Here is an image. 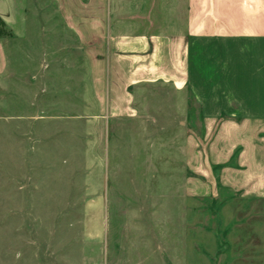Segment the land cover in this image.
Instances as JSON below:
<instances>
[{"label": "rangeland", "instance_id": "374dc122", "mask_svg": "<svg viewBox=\"0 0 264 264\" xmlns=\"http://www.w3.org/2000/svg\"><path fill=\"white\" fill-rule=\"evenodd\" d=\"M63 24L51 0H0V264H264V199L186 195L195 104L147 86L112 116Z\"/></svg>", "mask_w": 264, "mask_h": 264}, {"label": "crops", "instance_id": "0c3cea01", "mask_svg": "<svg viewBox=\"0 0 264 264\" xmlns=\"http://www.w3.org/2000/svg\"><path fill=\"white\" fill-rule=\"evenodd\" d=\"M51 1L83 53L97 54L93 80L112 116L130 118L129 91L157 85L198 108L205 135L187 148L186 195L264 199V0ZM244 210L231 213L234 229Z\"/></svg>", "mask_w": 264, "mask_h": 264}]
</instances>
